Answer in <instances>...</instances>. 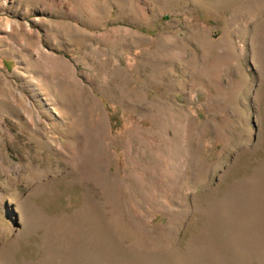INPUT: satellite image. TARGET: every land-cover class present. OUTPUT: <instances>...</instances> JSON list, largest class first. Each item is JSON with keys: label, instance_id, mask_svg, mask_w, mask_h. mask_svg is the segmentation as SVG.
<instances>
[{"label": "rangeland", "instance_id": "obj_1", "mask_svg": "<svg viewBox=\"0 0 264 264\" xmlns=\"http://www.w3.org/2000/svg\"><path fill=\"white\" fill-rule=\"evenodd\" d=\"M0 264H264V0H0Z\"/></svg>", "mask_w": 264, "mask_h": 264}]
</instances>
